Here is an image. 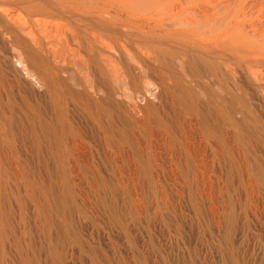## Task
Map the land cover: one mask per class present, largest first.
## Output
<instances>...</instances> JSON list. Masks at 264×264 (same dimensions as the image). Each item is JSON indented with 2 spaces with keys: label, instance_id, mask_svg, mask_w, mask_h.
<instances>
[{
  "label": "rangeland",
  "instance_id": "1",
  "mask_svg": "<svg viewBox=\"0 0 264 264\" xmlns=\"http://www.w3.org/2000/svg\"><path fill=\"white\" fill-rule=\"evenodd\" d=\"M0 264H264V0H0Z\"/></svg>",
  "mask_w": 264,
  "mask_h": 264
},
{
  "label": "bare ground",
  "instance_id": "2",
  "mask_svg": "<svg viewBox=\"0 0 264 264\" xmlns=\"http://www.w3.org/2000/svg\"><path fill=\"white\" fill-rule=\"evenodd\" d=\"M52 8V7H51ZM57 9V8H56ZM43 20V19H42ZM47 20V19H46ZM20 21H21V19H20ZM48 21H49V19H48ZM44 22V21H43ZM222 22V21H221ZM39 23V22H38ZM46 23H47V25L48 24H50V23H48L47 21H46ZM42 24V23H41ZM195 24V23H194ZM44 25V24H43ZM46 25V24H45ZM212 25V24H211ZM41 26V25H40ZM53 26V25H52ZM196 26V25H195ZM45 27V26H44ZM47 28H45V29H48V26H46ZM68 29V28H67ZM70 29V28H69ZM72 29V28H71ZM58 30V29H57ZM59 30H60V28H59ZM218 30V29H217ZM68 31H70V30H68ZM238 33V32H237ZM46 34V33H45ZM237 50V49H236Z\"/></svg>",
  "mask_w": 264,
  "mask_h": 264
}]
</instances>
